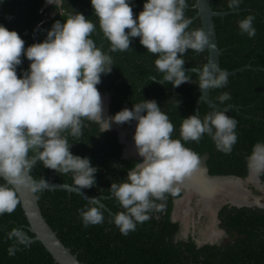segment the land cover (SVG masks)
Returning a JSON list of instances; mask_svg holds the SVG:
<instances>
[{
  "label": "clouds",
  "instance_id": "1",
  "mask_svg": "<svg viewBox=\"0 0 264 264\" xmlns=\"http://www.w3.org/2000/svg\"><path fill=\"white\" fill-rule=\"evenodd\" d=\"M54 2L62 7L64 0ZM47 3L53 4V0ZM90 3L110 43L109 52L125 51L131 38L139 37L147 51L157 54L154 63L163 74L161 83L179 86L189 81L183 54L187 49L199 52L210 43L205 29H189L187 0H143L135 18L132 0ZM227 3L230 9H238L243 0ZM254 19L250 13L238 20L242 34L256 35ZM95 29L96 24L83 13L70 11L63 20L53 22L42 41L25 46L16 30L0 23V215L15 211L21 190L37 193L49 187L46 178L32 177L37 160L58 173L70 174L81 189L92 187L98 167L92 165L90 157L71 151L69 137L79 140L85 121L97 124L101 133L110 130L113 123L135 121L133 140L141 159L127 171L125 179L112 182L109 188L121 209L111 215L110 223L126 236L154 211L164 208L167 194L176 195L186 179L205 170L203 157L185 142H199L207 134L218 151L231 153L238 139V121L227 114V107L210 111L203 118L191 114L183 118L176 138L173 123L155 99H143L131 108L105 115L97 85L101 74L112 71L114 62L91 38ZM23 58L29 64L18 75ZM214 69L206 64L200 70L201 90L227 85L228 74ZM217 99L224 103L231 94L224 91ZM246 161L249 173L264 175V139L252 145ZM77 211L84 227L104 223L102 206L94 199ZM6 238L13 241L7 249L10 256L31 242L19 227L8 231Z\"/></svg>",
  "mask_w": 264,
  "mask_h": 264
},
{
  "label": "trees",
  "instance_id": "2",
  "mask_svg": "<svg viewBox=\"0 0 264 264\" xmlns=\"http://www.w3.org/2000/svg\"><path fill=\"white\" fill-rule=\"evenodd\" d=\"M195 2L187 0L185 16L191 18L189 29L202 28L199 18H195ZM132 4L135 18L142 10L143 0H132ZM210 5L215 12H231L213 18L217 44L223 50L219 56L220 68L233 71L249 65L256 69H245L229 76L224 88L210 89V100L216 105L240 108L239 112H227L238 121V139L231 153L218 151L207 134L199 142L187 141L185 144L202 157L208 158L207 166L211 174L244 177L247 173L246 157L252 145L258 139H264V0H243L238 9H230L227 0H210ZM70 11L81 12L96 24L95 31L90 34L91 38L103 51L109 52L110 43L100 29L90 0H64L62 7H56L54 0L53 4L47 3V0H4L0 23L9 30H16L25 40V46H28L42 41L53 22L63 20ZM250 13L255 15L254 37L242 34L237 23ZM139 40V37H133L129 49L109 52L114 63L110 73L101 74V82L105 83L102 89L114 94L111 106L113 112L118 111L114 103L116 101L131 108L133 103L143 99H155L174 125L172 135L179 138L183 118L195 114V102L200 96L197 92L200 88L199 75L186 71L190 79L179 86H173L168 81L159 82L163 74L154 63L157 54L147 51ZM183 58L184 69L202 70L207 64L208 54L207 51L187 49ZM28 64L29 61L23 58V63L18 66V75L20 69H26ZM153 77L156 80H152ZM224 91L230 92L231 99L220 103L217 97ZM210 111L213 110L202 103L197 115L203 118ZM86 122L91 130L83 129L79 140L72 137L69 140L74 154L90 157L92 165L98 167L95 173L97 187L86 188L85 192L89 197H95L98 193L104 196L101 199L104 204V223L83 226L77 210L86 207L89 202L79 194L63 190H42L36 193L46 222L82 264H264V208L224 206L219 216L221 226L231 234V241L222 246L197 247L191 239L175 241L174 234L178 226L169 221L170 204L166 206L163 218L156 219L151 215L149 220L138 224L135 231L122 235L110 223L111 215L121 209L119 202L111 197L108 190V169L120 161L121 146L114 133H97V126L91 121ZM95 134L105 138L98 148L93 141ZM101 150L105 151L102 160L99 155ZM120 162L122 168L111 167L115 169L116 182L122 180L134 164L133 160L122 159ZM32 177L51 178L54 182L78 187L74 185L70 174L58 173L45 167L39 160L32 170ZM259 177L264 182V175ZM13 227L22 228L31 242L19 246L15 255L10 256L7 249L13 241L6 238V233ZM33 237L20 203L12 213L0 215V264H56L43 245L32 240Z\"/></svg>",
  "mask_w": 264,
  "mask_h": 264
},
{
  "label": "flooded vegetation",
  "instance_id": "3",
  "mask_svg": "<svg viewBox=\"0 0 264 264\" xmlns=\"http://www.w3.org/2000/svg\"><path fill=\"white\" fill-rule=\"evenodd\" d=\"M105 85L104 82H100L97 86H100L101 89L98 87V91L102 95L103 99V106H104V114L105 115H114L116 112H113L111 110L112 103L114 101V94L111 91H106L103 88ZM116 104V108L121 110L123 107H126L125 104L120 103L119 101L114 102ZM95 124V123H94ZM97 126V133H99V126ZM84 129H90L89 123L85 121V127ZM135 130V121H133L131 124L128 123H123V124H116L113 123L112 127L110 130L105 131V132H112L114 133V137L117 141V143L121 146V151H120V161L123 160H133L134 163L138 162L141 157L138 156L135 145H134V140H133V133ZM178 135V134H177ZM82 137V136H81ZM104 137L101 136V134H95L94 135V142L96 143V147L98 148L102 142H104ZM105 151L101 150L99 151V155L101 156V159H103ZM207 157H203V166L205 170H201L202 178L207 181H233L237 178L241 179L242 186L241 189L247 191V193L250 194L251 196H258L257 194L260 193V190L256 187V180L252 178L251 173H249L248 168H247V161H246V168H247V173L244 177L241 176H236L232 174H223V175H216V174H211L210 170L207 166ZM120 161H117L116 166H109V173H108V180L109 183L111 184L114 182V173L115 169L111 167H117V168H122L123 165L121 164ZM122 179H125L127 177V174L124 175ZM96 178V177H95ZM259 180H257L258 184L264 187V182L261 181L260 177L257 176ZM245 180V181H244ZM187 181V179H186ZM98 182L95 181L93 184V187H97ZM180 192L177 193L176 195H171L167 194V199L164 201V208L159 211H154L151 215H153L156 219L163 218L165 216V210L166 206L170 204V212H169V221L172 223L177 224L178 229L174 234V240L175 241H181V240H187L191 239L197 247H201L204 245H225L231 241V234L227 232L226 229H224L221 224V218L219 216V213L221 209L224 206L228 207H236V208H242V207H248V206H241L237 207L235 205H232L231 202L227 199L222 200V196L220 192H216L214 194V200L210 205V208H205L199 192L195 191L193 188H188L186 183L184 182L180 186ZM109 190V188H108ZM97 192V189H96ZM99 192V191H98ZM111 194V193H110ZM112 197V194H111ZM220 197V198H219ZM95 198H97L100 203L104 206V204L101 202V199L104 198L100 193H98ZM200 200V201H199ZM218 203V204H217ZM250 207H257L256 204ZM201 209V210H200ZM215 213V221L217 223V230L212 231L216 232L217 234L212 236L211 238H208L207 234H199L196 232L195 225L198 224L196 222V217L198 218H206L207 215H211L212 211ZM196 216V217H195ZM209 218L211 216H207ZM191 223L193 228L192 231L187 232L186 231V224Z\"/></svg>",
  "mask_w": 264,
  "mask_h": 264
},
{
  "label": "water",
  "instance_id": "4",
  "mask_svg": "<svg viewBox=\"0 0 264 264\" xmlns=\"http://www.w3.org/2000/svg\"><path fill=\"white\" fill-rule=\"evenodd\" d=\"M4 0H0V13L3 6ZM194 8L197 10V13L195 15V18H199L201 22V27L205 29L209 36L210 43L206 45L205 49L201 51H207L208 54V61L207 65L214 66L215 71H224L220 68L219 64V56L221 52L223 51L218 47L217 44V38H216V31L214 27L213 18L214 17H223L227 13L231 12H215L212 10L210 5V0H196ZM200 51V52H201ZM245 69H256L253 67H250L247 65L243 68H238L233 71H224L228 74V77L231 75H235L239 72H242ZM211 70V69H210ZM195 72L198 75L200 74L199 69H186L185 72ZM197 92L200 93V96L195 102V114H198V108L199 106L204 103L206 106H208L211 110H223L225 107H221L216 105L214 102L210 100V89L201 90L200 88L197 90ZM228 110H240L239 107L230 105L227 106ZM252 177H255L257 180V176L255 174H251ZM242 186V180L237 178L233 180ZM49 187L44 189L45 190H63L68 193H75L81 195L86 201L89 203L93 201V199L99 203L101 206H103L100 201L95 197H89L86 194V188L81 189L79 187H75L73 185L68 184H60L57 182H54L51 178L48 180ZM21 208L24 212V215L26 217L27 223H28V230L34 235L33 241H39L43 247L46 249V251L51 255L53 261L56 264H82L78 259L77 255L73 254L71 250L66 247L61 240L58 238L57 233L49 226V224L46 222L45 218L43 217L41 213V209L39 207L36 193H31L26 190H21ZM237 207L241 206H253L255 204H234ZM259 208H264V204L257 205Z\"/></svg>",
  "mask_w": 264,
  "mask_h": 264
},
{
  "label": "bare ground",
  "instance_id": "5",
  "mask_svg": "<svg viewBox=\"0 0 264 264\" xmlns=\"http://www.w3.org/2000/svg\"><path fill=\"white\" fill-rule=\"evenodd\" d=\"M252 178L256 180V183H255L256 187L259 190H261L263 186L258 184L257 179L255 177H252ZM185 183L188 188H193L195 189V191L199 192L201 201L204 207L207 209L210 208V205L214 200V194H216V192L221 193L222 200L227 199L231 203H234V204L248 203V204L260 205V197L258 196L250 197V194L247 193V191L241 189L240 184L235 181H226V182L207 181L202 178L201 172L197 171L193 173V175L190 178H188L187 181L185 180ZM216 234H217L216 232H212V234L209 233V235L208 234L207 235H208V238H211L212 236Z\"/></svg>",
  "mask_w": 264,
  "mask_h": 264
},
{
  "label": "rangeland",
  "instance_id": "6",
  "mask_svg": "<svg viewBox=\"0 0 264 264\" xmlns=\"http://www.w3.org/2000/svg\"><path fill=\"white\" fill-rule=\"evenodd\" d=\"M257 195H258V197H260V205L264 204V187H262V189L260 190V193H258ZM211 215H212L211 218L207 217V216H211ZM211 215H207L206 218H202V217L198 218L195 216L196 222L198 223L195 225L196 232H198L199 234H204V235L208 234L209 235V233L212 234V231L217 230V223L215 221L216 220L215 219V213L212 212ZM185 228H186V231L189 232V231H192L193 226L191 223H189V224H186Z\"/></svg>",
  "mask_w": 264,
  "mask_h": 264
}]
</instances>
